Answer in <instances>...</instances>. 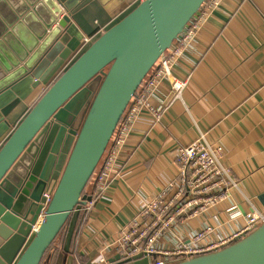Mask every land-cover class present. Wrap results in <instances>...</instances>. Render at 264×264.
<instances>
[{
  "label": "water",
  "instance_id": "obj_1",
  "mask_svg": "<svg viewBox=\"0 0 264 264\" xmlns=\"http://www.w3.org/2000/svg\"><path fill=\"white\" fill-rule=\"evenodd\" d=\"M206 1L140 0L77 52L75 42L85 41L74 16L95 2L119 16L126 0H27L15 21H0V264H41L64 227L62 248L72 253L92 199L87 188L120 121ZM62 70L12 122L14 110ZM259 199L264 206V193ZM148 257L140 252L122 263ZM172 264H264V222Z\"/></svg>",
  "mask_w": 264,
  "mask_h": 264
},
{
  "label": "crops",
  "instance_id": "obj_2",
  "mask_svg": "<svg viewBox=\"0 0 264 264\" xmlns=\"http://www.w3.org/2000/svg\"><path fill=\"white\" fill-rule=\"evenodd\" d=\"M139 2L126 0L119 16L98 2L84 8L74 16L84 41L89 37L92 42ZM26 4L27 0H4L0 21H15L21 6V11L28 10ZM29 13L33 17L34 12ZM85 43L75 42V52ZM58 74L14 110L12 122L25 116ZM171 74L188 81L182 98L167 107L169 89L159 87L154 104L162 108V119L155 121L144 113L135 122L118 156L109 192L83 213L72 253H53L49 264H97L100 258L107 264H142L150 259L122 263L113 242L128 220L176 178L178 149L201 134L210 144L223 146L238 187L219 207L187 220L180 233H170L169 244L187 241L191 232L207 226L213 227V236L221 237L245 226L253 212L264 213L259 199L264 193V0H221ZM235 210L241 215L232 219Z\"/></svg>",
  "mask_w": 264,
  "mask_h": 264
},
{
  "label": "built area",
  "instance_id": "obj_3",
  "mask_svg": "<svg viewBox=\"0 0 264 264\" xmlns=\"http://www.w3.org/2000/svg\"><path fill=\"white\" fill-rule=\"evenodd\" d=\"M221 0H207L183 33L180 43L167 52L159 61V66L148 76L143 88L130 103L115 134L108 146L104 158L95 175L94 188L89 194L92 199L85 205L84 210H90L109 192L111 175L117 166L118 156L126 146L127 138L136 121L144 113L153 120L160 121L163 117L162 108L154 104L159 97V87L164 85L169 89L171 99L166 106H171L177 99L182 98V91L187 80H179L171 74V68L179 58L187 55L188 47L197 38L200 30L213 12L219 7ZM63 12L59 19L64 18ZM89 37L85 42H89ZM178 172L176 178L169 182L159 196L150 200L136 217L128 220L120 230L113 246L120 260L133 257L140 252L151 255L142 264H172L190 255H200L218 250L230 244L236 238L247 234L252 228L264 222L263 212H253L247 224L227 235L216 237L212 235L213 227L207 226L196 232H191L187 241H172L170 233H180L187 220L203 215L212 208H217L227 198L238 183L226 164V153L221 144H210L204 134L194 139L186 146L178 149ZM173 191L167 200L165 196ZM52 199V194H45L44 208ZM241 214L237 210L231 213L235 219ZM141 217V219H140ZM217 219V218H216ZM164 240L162 242L161 240ZM100 258L97 264H107Z\"/></svg>",
  "mask_w": 264,
  "mask_h": 264
},
{
  "label": "trees",
  "instance_id": "obj_4",
  "mask_svg": "<svg viewBox=\"0 0 264 264\" xmlns=\"http://www.w3.org/2000/svg\"><path fill=\"white\" fill-rule=\"evenodd\" d=\"M100 36V35H99ZM99 36H97V37H95V39L96 38H98ZM63 72V70L61 71V72H59V75L61 74ZM59 75H57V77L56 78H58L59 77ZM55 78V79H56ZM54 79V80H55ZM54 80L52 81V83L54 82ZM51 83V84H52ZM50 84V85H51ZM50 85L48 86V88L50 87ZM48 88L46 89V90H48ZM46 90L44 91V93L46 92ZM43 93V94H44ZM35 105V102L33 103V105H32V107ZM31 107V108H32ZM30 108V109H31ZM29 109V110H30ZM28 110V111H29ZM27 111V112H28ZM96 175V174H95ZM94 180H95V176L92 178V180H91V182H90V184H89V186H88V191H90V189L92 188V186H93V183H94ZM65 230H66V227H64L63 228V230L61 231V233L59 234V236L57 237V239L55 240V242L52 244V246L50 247V249L47 251V253H46V255H45V257L43 258V260H42V262H41V264H49V259H51L52 258V255H53V253H57V254H59V253H61L63 250V248H62V246H63V242H64V238H65Z\"/></svg>",
  "mask_w": 264,
  "mask_h": 264
},
{
  "label": "rangeland",
  "instance_id": "obj_5",
  "mask_svg": "<svg viewBox=\"0 0 264 264\" xmlns=\"http://www.w3.org/2000/svg\"><path fill=\"white\" fill-rule=\"evenodd\" d=\"M135 7H136V6H135ZM124 15H126V14H124ZM124 15H123V16H124ZM112 25H113V24H112ZM112 25H111V26H112ZM113 248H114V247H113ZM113 248H112V249H113Z\"/></svg>",
  "mask_w": 264,
  "mask_h": 264
},
{
  "label": "bare ground",
  "instance_id": "obj_6",
  "mask_svg": "<svg viewBox=\"0 0 264 264\" xmlns=\"http://www.w3.org/2000/svg\"><path fill=\"white\" fill-rule=\"evenodd\" d=\"M185 89V88H184ZM183 92V91H182ZM182 95V94H181Z\"/></svg>",
  "mask_w": 264,
  "mask_h": 264
}]
</instances>
